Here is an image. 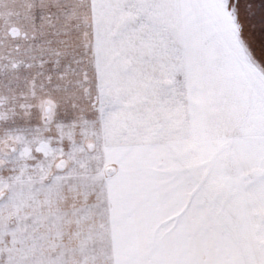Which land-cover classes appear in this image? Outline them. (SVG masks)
Returning <instances> with one entry per match:
<instances>
[{"label":"snow or ice","instance_id":"obj_1","mask_svg":"<svg viewBox=\"0 0 264 264\" xmlns=\"http://www.w3.org/2000/svg\"><path fill=\"white\" fill-rule=\"evenodd\" d=\"M0 264H264V0H0Z\"/></svg>","mask_w":264,"mask_h":264}]
</instances>
